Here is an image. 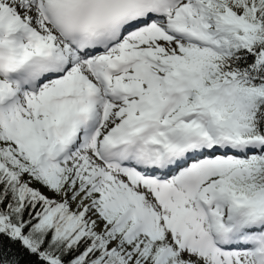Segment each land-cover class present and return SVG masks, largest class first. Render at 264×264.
Masks as SVG:
<instances>
[{"label": "snow or ice", "instance_id": "snow-or-ice-1", "mask_svg": "<svg viewBox=\"0 0 264 264\" xmlns=\"http://www.w3.org/2000/svg\"><path fill=\"white\" fill-rule=\"evenodd\" d=\"M0 264H264V0H0Z\"/></svg>", "mask_w": 264, "mask_h": 264}]
</instances>
